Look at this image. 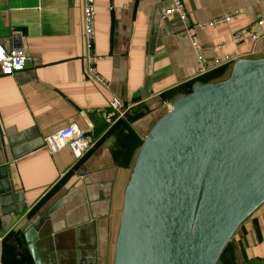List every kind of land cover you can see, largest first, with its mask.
Instances as JSON below:
<instances>
[{
  "label": "crops",
  "instance_id": "crops-1",
  "mask_svg": "<svg viewBox=\"0 0 264 264\" xmlns=\"http://www.w3.org/2000/svg\"><path fill=\"white\" fill-rule=\"evenodd\" d=\"M182 2L188 28L174 14L160 18L169 0H95L99 82L87 71L82 0H0V44L29 56L24 70L0 74V264H34L15 255L27 247L20 229L46 212L35 241L42 264H114L125 187L151 127L195 83L232 71L226 65L195 76L191 40L209 66L226 54L264 58V22L256 43H231L233 32L264 21V0ZM226 14L235 15L196 26ZM113 98L133 106L109 122ZM134 110L146 112L128 117ZM93 114L104 129L94 128ZM70 124L94 143L81 159L67 145L44 146L45 135ZM229 243L236 264H264V200Z\"/></svg>",
  "mask_w": 264,
  "mask_h": 264
},
{
  "label": "water",
  "instance_id": "water-1",
  "mask_svg": "<svg viewBox=\"0 0 264 264\" xmlns=\"http://www.w3.org/2000/svg\"><path fill=\"white\" fill-rule=\"evenodd\" d=\"M263 181L264 58H242L227 78L195 83L151 127L125 187L114 264H216L264 200ZM47 216L20 229L27 247L15 255L42 264L36 231Z\"/></svg>",
  "mask_w": 264,
  "mask_h": 264
},
{
  "label": "built area",
  "instance_id": "built-area-1",
  "mask_svg": "<svg viewBox=\"0 0 264 264\" xmlns=\"http://www.w3.org/2000/svg\"><path fill=\"white\" fill-rule=\"evenodd\" d=\"M170 4L165 7L160 13V18L164 19L169 15H176L183 23L185 28H188L187 13L185 11L182 0H169ZM235 14H226L216 17L205 23H199L196 26L200 29L211 27L213 25L226 22L234 17ZM94 17H95V0H82V23H83V39L85 45L86 59L88 62V74L96 81L101 82V77L94 71V64L97 60V55L93 51V37H94ZM260 19L256 23L249 25L245 29L235 31L231 34V43L237 44L249 37L253 43L260 39V35L256 33V27L263 24ZM191 44L195 50L196 57V73L195 76H202L211 69H217L222 66H230L242 59L241 56L226 54L223 57L213 59L212 65L206 64L205 58L201 52L195 47V42L191 40ZM29 56L19 49H5L0 44V74L13 75L24 70ZM133 106L132 102L120 101L113 98L109 101L111 112L105 115L107 121L112 122L123 117L129 109ZM112 116V118H111ZM44 146L50 152H55L63 146H69L75 159H81L93 146V142L86 138L85 131L77 128L75 125H66L53 133L43 137Z\"/></svg>",
  "mask_w": 264,
  "mask_h": 264
},
{
  "label": "trees",
  "instance_id": "trees-1",
  "mask_svg": "<svg viewBox=\"0 0 264 264\" xmlns=\"http://www.w3.org/2000/svg\"><path fill=\"white\" fill-rule=\"evenodd\" d=\"M93 124H94V128L98 131L104 129V127H106L107 122L102 120L100 117H98L96 114L91 115ZM112 118V116H111ZM216 264H236L235 261V256L233 253V249L231 244H227L222 252L220 253L218 260L216 262Z\"/></svg>",
  "mask_w": 264,
  "mask_h": 264
},
{
  "label": "bare ground",
  "instance_id": "bare-ground-1",
  "mask_svg": "<svg viewBox=\"0 0 264 264\" xmlns=\"http://www.w3.org/2000/svg\"><path fill=\"white\" fill-rule=\"evenodd\" d=\"M263 184H264V181H263ZM261 191V190H260ZM260 191H259V193L257 194V196L254 198V200H252L253 202H257L259 199H261V197L263 196V195H261L260 194Z\"/></svg>",
  "mask_w": 264,
  "mask_h": 264
},
{
  "label": "rangeland",
  "instance_id": "rangeland-1",
  "mask_svg": "<svg viewBox=\"0 0 264 264\" xmlns=\"http://www.w3.org/2000/svg\"><path fill=\"white\" fill-rule=\"evenodd\" d=\"M134 111H135L136 113H138V114H134ZM134 111H133V114H130L128 117H130L131 115H139L140 113H144V112H146V111H144V112L139 111V112H138V111H136V110H134Z\"/></svg>",
  "mask_w": 264,
  "mask_h": 264
}]
</instances>
